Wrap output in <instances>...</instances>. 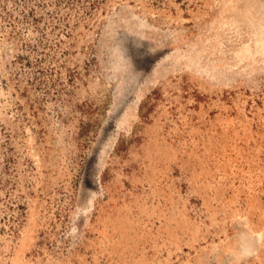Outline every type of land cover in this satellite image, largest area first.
I'll return each instance as SVG.
<instances>
[{"label":"rangeland","instance_id":"rangeland-1","mask_svg":"<svg viewBox=\"0 0 264 264\" xmlns=\"http://www.w3.org/2000/svg\"><path fill=\"white\" fill-rule=\"evenodd\" d=\"M0 264H264V0H0Z\"/></svg>","mask_w":264,"mask_h":264}]
</instances>
